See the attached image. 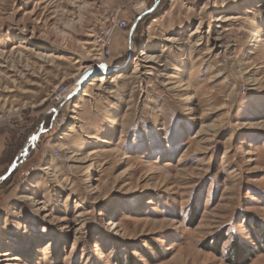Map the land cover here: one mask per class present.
<instances>
[{
	"label": "rangeland",
	"instance_id": "1",
	"mask_svg": "<svg viewBox=\"0 0 264 264\" xmlns=\"http://www.w3.org/2000/svg\"><path fill=\"white\" fill-rule=\"evenodd\" d=\"M242 263L264 264V0H0V264Z\"/></svg>",
	"mask_w": 264,
	"mask_h": 264
},
{
	"label": "water",
	"instance_id": "2",
	"mask_svg": "<svg viewBox=\"0 0 264 264\" xmlns=\"http://www.w3.org/2000/svg\"><path fill=\"white\" fill-rule=\"evenodd\" d=\"M107 67L104 66L103 64H99L98 66L95 67V69H88L86 70L84 73V78L82 79V81L80 82V85L78 86V90L76 92L79 91V87L82 86L84 84V82L94 74L95 71H104L106 70ZM75 93V92H74ZM42 131H44V129H42ZM38 136H39V132L37 133H33L31 134L29 137H28V140L23 148V150L26 148V146L30 145L31 148L34 147V144H35V141L38 139ZM27 154V153H26ZM25 159V156L22 160H19V161H14L10 166H9V170L7 171V173L5 175H3V178H5L6 176L9 175V173H11L17 166H19L20 163H22Z\"/></svg>",
	"mask_w": 264,
	"mask_h": 264
},
{
	"label": "built area",
	"instance_id": "3",
	"mask_svg": "<svg viewBox=\"0 0 264 264\" xmlns=\"http://www.w3.org/2000/svg\"><path fill=\"white\" fill-rule=\"evenodd\" d=\"M114 26H116L117 28H120L122 30L127 28V24L126 21L123 19H117L114 21ZM112 29H107L106 34L100 39L101 42V53L100 55L102 57H106L110 55V47H109V42H108V38L112 37Z\"/></svg>",
	"mask_w": 264,
	"mask_h": 264
},
{
	"label": "bare ground",
	"instance_id": "4",
	"mask_svg": "<svg viewBox=\"0 0 264 264\" xmlns=\"http://www.w3.org/2000/svg\"><path fill=\"white\" fill-rule=\"evenodd\" d=\"M118 29H119V30H122V29H120V28H118ZM113 37H114V33L112 32V37H111V38H110V37L108 38L109 47H110V52H111V49H112V43H113L112 40H113ZM141 54H143V53H141ZM93 60H95V59H93ZM90 62H91V60H90ZM99 64H103V63H99ZM99 64H98V65H99ZM104 64H105V63H104ZM98 65H97V66H98ZM93 66H94V62H92V63H88V64H87V68H88V69H91ZM105 66L107 67L106 64H105ZM101 76H102V75H101ZM104 79H105V78L102 76V77H100V79L97 80V81L100 82V80H104ZM77 87H78V86H77ZM77 87L74 88V89H75V92L78 90ZM25 149H26V148H25ZM26 153H27V152H26ZM26 153H25V154H26ZM17 159H18V156L15 158V160L17 161ZM15 160H14V161H15ZM14 161H13V162H14ZM13 162H12V163H13ZM12 163H11V164H12ZM11 164H10V165H11ZM8 169H9V168H8ZM2 178H3V177H2Z\"/></svg>",
	"mask_w": 264,
	"mask_h": 264
},
{
	"label": "crops",
	"instance_id": "5",
	"mask_svg": "<svg viewBox=\"0 0 264 264\" xmlns=\"http://www.w3.org/2000/svg\"><path fill=\"white\" fill-rule=\"evenodd\" d=\"M14 158H15V157H13L12 161L9 162V164H8V166H7V168H6L7 170H8V167L10 166V164L14 161Z\"/></svg>",
	"mask_w": 264,
	"mask_h": 264
},
{
	"label": "trees",
	"instance_id": "6",
	"mask_svg": "<svg viewBox=\"0 0 264 264\" xmlns=\"http://www.w3.org/2000/svg\"><path fill=\"white\" fill-rule=\"evenodd\" d=\"M238 253H240V252H238ZM243 264V263H242Z\"/></svg>",
	"mask_w": 264,
	"mask_h": 264
}]
</instances>
